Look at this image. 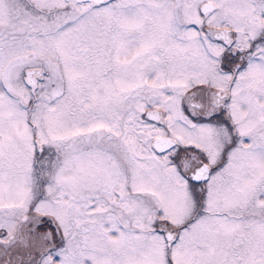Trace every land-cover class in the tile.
Returning a JSON list of instances; mask_svg holds the SVG:
<instances>
[{"label":"snow or ice","instance_id":"6c2138e0","mask_svg":"<svg viewBox=\"0 0 264 264\" xmlns=\"http://www.w3.org/2000/svg\"><path fill=\"white\" fill-rule=\"evenodd\" d=\"M0 264H264V0H0Z\"/></svg>","mask_w":264,"mask_h":264}]
</instances>
